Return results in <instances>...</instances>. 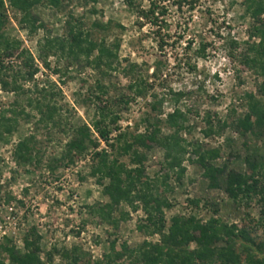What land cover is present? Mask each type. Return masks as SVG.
Listing matches in <instances>:
<instances>
[{"label":"rangeland","instance_id":"obj_1","mask_svg":"<svg viewBox=\"0 0 264 264\" xmlns=\"http://www.w3.org/2000/svg\"><path fill=\"white\" fill-rule=\"evenodd\" d=\"M124 1L97 0L96 4L88 6L73 1L64 4L61 11L37 7L34 13L43 22L44 30L33 35L20 27L19 16L6 4L9 23L5 34L20 41L35 58L40 69L35 82H54L56 92L60 91L55 101L62 116L56 127L35 124L33 119L29 122L20 120L11 136L0 139V245L8 242L9 248L21 253L22 239L33 227L41 237L40 259L43 264L61 263L55 253L50 263L46 260L47 253H53L54 249L77 247L86 254L84 259L91 260L92 264L108 252L109 244L114 240L117 251L122 244L134 248L144 241L152 244L159 241L157 235L139 232L138 225L145 219L139 203H136L139 208L135 211L120 204V210L128 217L119 223L118 229L90 216L87 207L107 203L101 194V186L89 176L90 155L94 149L74 159L73 164L61 161L71 127L89 125L93 119L94 102H89L88 98L93 95L97 81L108 87V96L129 95L126 88L129 78L120 70L102 79L89 68H76L59 80L51 72L55 67L53 59L49 60L51 70L41 66L37 59V42L45 32L62 35L63 22L69 13L82 17L87 28L95 22L108 25L105 31L91 28L93 37L103 38L108 44L119 42L121 67L128 63L140 65L147 83L152 85L145 98L131 101L126 108L117 107L118 130L113 131V137L125 131L143 132L145 124L141 120L147 114L160 120L162 132L167 134L169 131L162 122L173 110L167 93L168 90L181 91L187 94L177 104L187 114L188 128L183 132V138L198 142L205 149L219 150L220 158L216 164H226L229 169L249 173L244 158L249 154H264V132L261 137L249 134L243 137L232 128L233 122L246 112L245 94L258 95L259 88L264 85V77L240 62L247 46L259 41L249 37L252 21L245 14L243 0H193L191 9L188 3L179 9L176 0H163L161 6L166 13L162 17L164 23L159 36L147 24L139 27L135 13ZM141 5L147 8L148 2L143 0ZM160 38L165 43L162 50L158 47ZM187 41L191 42L189 50L185 48ZM231 41L239 44L236 50L231 49ZM201 46L205 47L204 58L196 56ZM156 65L159 71L154 77ZM29 86L31 84L25 87ZM160 99H163L160 112H151L150 105ZM13 100L14 95L0 89V110L10 107ZM218 121H225L230 127L220 130ZM28 136L34 137L32 159L18 163L13 154L15 146ZM101 149L110 152L103 143L96 151ZM140 151L146 156L142 180L162 177V150L152 147ZM188 157L187 154L183 160L185 174L181 184L175 182L172 174L169 175L170 187L164 192L171 204V208L164 211L167 224L177 215L194 216L203 224L216 219L228 225L246 226L253 238L263 240L264 202L255 197L246 205L245 202H234L222 189H211L202 177L201 169ZM120 161L129 168L133 167L128 157H122ZM159 190L163 191L164 187ZM191 200L198 201L197 206L191 204ZM114 215L119 217L117 212ZM190 246L194 247L193 244ZM1 263L9 264L10 259L8 253L0 250Z\"/></svg>","mask_w":264,"mask_h":264},{"label":"trees","instance_id":"obj_2","mask_svg":"<svg viewBox=\"0 0 264 264\" xmlns=\"http://www.w3.org/2000/svg\"><path fill=\"white\" fill-rule=\"evenodd\" d=\"M76 1L80 6L96 4L97 0H0V89L4 93L14 95V100L7 109L0 110V139L11 136L21 121L35 120V124L44 127H56L61 120L60 107L57 106L54 82L46 81L43 84L35 82L39 73V66L29 50L22 47L20 41L5 34L9 23L6 4L18 17V24L30 35L44 30V24L34 13L37 7L50 8L61 11L64 4ZM143 0H125L126 6L135 13L139 27L143 24L153 28L159 36L162 17L166 9L161 6L163 0H145L147 8L141 5ZM192 8L193 0H176L177 8L183 4ZM245 14L252 21L250 38H257V43L247 46L246 52L241 55V63L247 68L254 69L259 76L264 77V0H243ZM91 28L105 31L108 25L95 22ZM87 28L82 17H75L69 13L63 22V34L51 35L48 32L37 42V59L45 70H51L50 59L54 60L53 75L62 79L76 68H89L102 79L112 72L120 70L128 76L127 91L129 95L111 97L108 87L97 81L94 93L88 98L94 102V116L90 124L72 126L69 141L65 145L62 160L67 165L73 164L74 159L86 154L89 149L95 151L90 155L91 165L89 176L96 179L101 186V194L107 203L87 207L90 216L100 223L118 229L119 223L127 219L128 214L120 210V204H126L135 211L139 208L145 215L144 223L138 225L139 232L159 237L156 244L146 241L129 248L122 244L120 251L116 250V241L109 244L108 252L103 253L99 261L92 264H264V239L257 241L251 236L246 226L237 227L228 225L216 219L201 223L194 216H173L168 224L164 211L171 208L164 192H168L170 174L177 184H181L185 174L183 167L184 157L198 166L202 177L208 181L211 189H222L234 202H245L259 197L264 202V154H249L244 158L249 173H241L229 169L226 164L218 165L215 161L220 158L217 149H205L198 142H189L183 138L187 130V114L181 111L177 104L187 96L186 93L168 90L169 102L173 106L171 113L166 115L163 125L168 129L164 134L161 121L153 119L147 114L141 122L145 124L143 132L125 131L112 136L117 131L119 111L117 107L126 108L137 98H145L152 88L147 83L141 66L128 63L121 67L119 59V42L108 44L105 39L93 37L92 29ZM159 49H163L164 40L160 38ZM190 41L185 48L190 49ZM231 49L236 50L239 44L230 42ZM205 47L196 52L197 57H205ZM194 70V67L191 66ZM159 66L156 65L152 76L156 77ZM62 82V81H61ZM63 83V82H62ZM26 84H31L26 88ZM258 95L247 93L244 96L246 112L232 124L233 130L245 137H261L264 132V85L258 90ZM153 98H156L155 95ZM163 99L154 101L150 105L151 112H160ZM23 104V106H22ZM25 104V106H24ZM25 107L29 108L26 111ZM210 122L209 119H207ZM207 122V123H208ZM227 127L225 121H218V128ZM211 131V129H209ZM95 135V136H94ZM103 143L105 149L96 151ZM157 147L162 150L164 164L162 177L144 180L143 162L146 156L140 150H149ZM34 149V137L28 136L17 143L14 158L18 163L31 161ZM190 149V151H188ZM128 157L129 168L120 158ZM164 187L163 191L159 188ZM197 206L198 201H189ZM119 213L115 217L114 213ZM40 239L37 231L32 227L22 239L23 251L15 252L13 247L0 245L1 252L9 254V264H43L40 259ZM193 244L194 247L190 245ZM239 244V245H237ZM59 256L60 264H90L85 260L86 254L77 247L55 250L47 253V262L52 261L54 255ZM84 260V262H83ZM3 264V263H1Z\"/></svg>","mask_w":264,"mask_h":264}]
</instances>
